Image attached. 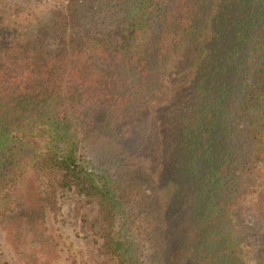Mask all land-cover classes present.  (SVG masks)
<instances>
[{
    "label": "trees",
    "instance_id": "obj_1",
    "mask_svg": "<svg viewBox=\"0 0 264 264\" xmlns=\"http://www.w3.org/2000/svg\"><path fill=\"white\" fill-rule=\"evenodd\" d=\"M91 1L113 32L0 7V227L39 258L75 190L116 264H264V0Z\"/></svg>",
    "mask_w": 264,
    "mask_h": 264
},
{
    "label": "rangeland",
    "instance_id": "obj_2",
    "mask_svg": "<svg viewBox=\"0 0 264 264\" xmlns=\"http://www.w3.org/2000/svg\"><path fill=\"white\" fill-rule=\"evenodd\" d=\"M92 5L91 0H0V7L14 14L13 19L17 21L38 19L42 22L59 16L68 22V8H71L75 12L71 14L75 15L72 28L94 35L106 30L113 32L118 20L106 26L102 17L93 18L97 12ZM150 131L148 127L145 136ZM53 201L44 203L43 216L36 222L39 231H32L29 236L28 245L39 258L23 255V245L14 235V225H9L0 227V264H116L106 247L111 230L101 216L97 199L75 190H62ZM21 237L22 242H28L27 234L22 233Z\"/></svg>",
    "mask_w": 264,
    "mask_h": 264
}]
</instances>
